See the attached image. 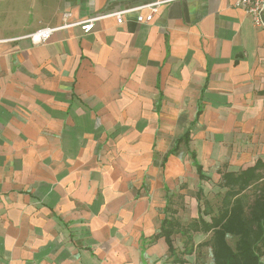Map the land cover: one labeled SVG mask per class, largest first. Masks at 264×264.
<instances>
[{"label":"crops","instance_id":"obj_1","mask_svg":"<svg viewBox=\"0 0 264 264\" xmlns=\"http://www.w3.org/2000/svg\"><path fill=\"white\" fill-rule=\"evenodd\" d=\"M237 1L0 0V264H180L174 199L198 186L185 226L209 222L203 184L264 162V25Z\"/></svg>","mask_w":264,"mask_h":264},{"label":"trees","instance_id":"obj_2","mask_svg":"<svg viewBox=\"0 0 264 264\" xmlns=\"http://www.w3.org/2000/svg\"><path fill=\"white\" fill-rule=\"evenodd\" d=\"M186 138L188 139V135ZM179 143L177 142L170 153L177 152ZM192 158L201 179H206L195 153H192ZM263 170L264 162H258L254 167L240 173L225 174L222 187L227 188V191L218 214L214 215L211 221L208 222L201 216L199 220L186 227L176 218L165 219L156 238L166 239L175 262L186 263L177 255L173 236L182 233L188 237L189 242L193 233L202 232L212 235L208 242L199 245L211 247L214 264H264V173L261 172ZM251 188L255 189L254 199L248 202L245 201L246 192ZM228 236L238 238L235 248L229 245ZM193 253V247L186 248L182 255Z\"/></svg>","mask_w":264,"mask_h":264},{"label":"rangeland","instance_id":"obj_3","mask_svg":"<svg viewBox=\"0 0 264 264\" xmlns=\"http://www.w3.org/2000/svg\"><path fill=\"white\" fill-rule=\"evenodd\" d=\"M183 184V183H182ZM204 188V193L203 197L199 198L201 199V207L202 210H212V213L214 215L218 214V211L220 210V207L222 205V199L225 194V190L220 188L218 183H205L203 184ZM199 190V187H195L193 191H189L187 189L186 191L190 192L191 198L186 201L185 203V196H182V199H174V204L172 205L173 207H178L180 209H186V212H182V216L180 217L182 224H187L191 222L196 215V205H197V199H196V194L197 191ZM185 192V191H184ZM254 193L255 189L251 188L246 192V197L245 201L252 202L254 199ZM186 205L188 207H186ZM206 220H210V215L209 216H204ZM212 235L211 234H195L193 235V240L190 243H186V238L179 236L177 237V246L180 251L184 249L185 244L187 245V248L193 247L194 249V254L192 256H189L190 264H214L213 260V254H212V249L210 246H203L201 247L199 244H203L205 242H208L211 239ZM180 238V239H178ZM228 243L232 248L236 247V243L238 241L237 237L234 236H228L227 237ZM192 243V245H190Z\"/></svg>","mask_w":264,"mask_h":264},{"label":"built area","instance_id":"obj_4","mask_svg":"<svg viewBox=\"0 0 264 264\" xmlns=\"http://www.w3.org/2000/svg\"><path fill=\"white\" fill-rule=\"evenodd\" d=\"M237 6L242 8L252 18L256 26L260 27L264 25V0H238ZM115 15L117 16L118 23L121 24L123 22V13ZM69 16L68 12L64 13V18L67 19ZM101 18L95 17L80 22L67 23L58 28L40 29L23 38L29 39L34 45H39L47 42L55 32L75 26H79L85 34H89L95 29L96 22ZM151 18L152 16H149L147 20H151ZM138 20L141 21L142 17H139Z\"/></svg>","mask_w":264,"mask_h":264}]
</instances>
